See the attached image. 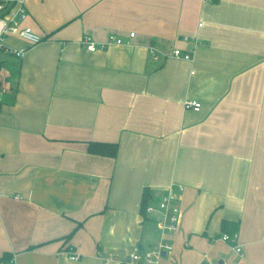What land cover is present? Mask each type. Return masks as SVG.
Listing matches in <instances>:
<instances>
[{"label": "crops", "instance_id": "obj_1", "mask_svg": "<svg viewBox=\"0 0 264 264\" xmlns=\"http://www.w3.org/2000/svg\"><path fill=\"white\" fill-rule=\"evenodd\" d=\"M25 4L44 40L0 54V264L127 263L161 239L143 202L178 185L159 264H264V0ZM235 233L243 256L219 240Z\"/></svg>", "mask_w": 264, "mask_h": 264}, {"label": "built area", "instance_id": "obj_2", "mask_svg": "<svg viewBox=\"0 0 264 264\" xmlns=\"http://www.w3.org/2000/svg\"><path fill=\"white\" fill-rule=\"evenodd\" d=\"M29 13L25 4V0H1L0 1V54L10 55L16 58H22L25 53L31 48L41 42L43 37L39 35L31 26L27 25ZM201 25V24H200ZM131 38L135 37V33H130ZM16 38L25 43L22 48H15L7 44V40ZM83 46L87 51L95 52L98 50L96 44L90 37H84L82 41ZM109 45H125L122 38L110 35L108 41L102 45V49ZM154 58L156 55L152 52ZM172 56L177 59L190 61L193 59L192 54L184 52L181 48H175ZM3 79V74L0 71V82ZM185 109L200 111L201 103L195 100L185 101ZM184 187L178 185L177 187H169L160 198L153 203L145 206L144 215L158 225L161 233V239L151 245L148 250L142 251L135 248L130 254L129 261L124 264H159V262L173 251V245L169 242L168 236L173 235L178 230L180 221V195L183 193ZM238 235L224 234L219 237V240L231 245L239 256H243V250L238 243ZM163 253L166 256H163ZM69 258L77 261L81 258L79 254L74 251L69 252ZM201 264H208L206 255L203 257Z\"/></svg>", "mask_w": 264, "mask_h": 264}, {"label": "trees", "instance_id": "obj_3", "mask_svg": "<svg viewBox=\"0 0 264 264\" xmlns=\"http://www.w3.org/2000/svg\"><path fill=\"white\" fill-rule=\"evenodd\" d=\"M118 145L115 143H103V142H89L88 143V152L90 154L107 156L114 158L117 155ZM147 197V194H145ZM146 202H143L142 205V212L144 213ZM71 234L68 235L66 238H70ZM12 255L9 253H5L1 258L0 261H11Z\"/></svg>", "mask_w": 264, "mask_h": 264}, {"label": "water", "instance_id": "obj_4", "mask_svg": "<svg viewBox=\"0 0 264 264\" xmlns=\"http://www.w3.org/2000/svg\"><path fill=\"white\" fill-rule=\"evenodd\" d=\"M163 256L165 257V256H166V254H165V253H163Z\"/></svg>", "mask_w": 264, "mask_h": 264}]
</instances>
